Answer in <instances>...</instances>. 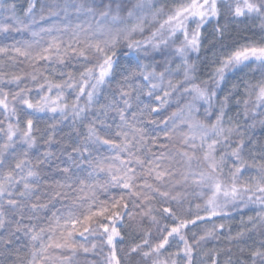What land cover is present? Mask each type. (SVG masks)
Instances as JSON below:
<instances>
[{
    "label": "snow or ice",
    "instance_id": "1",
    "mask_svg": "<svg viewBox=\"0 0 264 264\" xmlns=\"http://www.w3.org/2000/svg\"><path fill=\"white\" fill-rule=\"evenodd\" d=\"M34 7L33 0L24 10V15L20 16L15 3L0 0V32L21 34L31 31L36 26ZM57 7L66 17L71 9L76 14L89 17L91 22L77 23L70 28L66 20L64 31L69 33L70 38L64 41L53 36L46 47L39 46L38 40L0 46V54L12 53L13 60L22 57L33 68L31 72L21 71L20 74L11 75L7 84L15 85L17 89L11 92L4 90L5 78L0 73V113L8 121L6 128L0 127V133L6 138L0 143V170L5 168L9 158L15 161L8 171H0V245L13 258L14 264H76L74 258L78 251L98 255L103 253L100 264H121L117 244H123L124 238L120 229L125 227V216L135 220L134 214L128 211L129 199L133 208L143 205L139 215L149 217L152 223H158L153 211H159L173 223L163 227L156 243L150 242L147 238L150 233L145 231L141 243L130 246L127 251L121 250L124 264H128V257L133 254L149 260L151 264H194L201 244L225 225H214L203 236L193 233L191 242L185 235V229L213 217L227 218L231 215L229 208L236 212L249 205L260 208L256 217H248L252 229H242L235 237H229L230 240L239 241L247 232L254 231L257 220L264 224V163H258L255 159L257 155L264 159V143L251 136H248L247 145L245 143L247 129H255L259 125L264 131V43L249 42L219 55L213 53V67L206 80L197 81L194 75L196 67L188 62L190 53L200 52L204 38L201 30L208 24L215 22L212 34L223 37L227 25L220 26L222 18L258 17L264 31V0H177L167 10L164 6L155 7L152 0H137L127 10L126 17L120 15L119 4L114 11L111 3L105 4L104 0H77ZM101 8L103 10H99ZM49 14H53L51 10ZM40 19L44 20L45 17L41 15ZM129 20L133 23L129 24ZM146 22H157L158 27L145 39H135L136 34H143ZM53 30L61 31L42 29L47 33ZM38 35L32 32L33 37ZM169 47L172 48L171 52L160 51ZM150 52L163 57V63L157 65L163 67V71L157 72L155 66L142 62L155 59ZM122 57L129 66L123 69L121 79L112 89V81L122 67ZM169 57L181 60V65H177V74L183 68L181 80H165L166 74L171 75ZM81 59L86 62L83 70L78 74L60 72L59 75L66 78L59 81L44 75L46 69L36 67L39 61H44L68 68L73 60ZM252 63L259 65L261 79L254 83L243 81L242 95L245 98L242 101L236 99L237 105L243 104L242 114L247 122L241 125L234 122L232 117L226 120L231 90L222 99H218V91L229 73L240 71ZM25 78L34 84L35 98L30 96L32 87L27 83L20 86ZM133 78L143 83L134 87L131 82ZM236 87L233 85V89ZM68 89L73 90L76 96L71 104L63 102L65 90ZM145 89L147 97H154L156 105H145L149 116L159 114L166 105L171 106L170 101L174 94L176 96L178 107L168 118L159 122L150 121L164 126L161 129L164 139L172 141L179 136L181 147L174 155L164 151L153 153V146L167 147L157 145L160 136H149L144 128L136 127V123H130L126 118V110L132 107L133 94L139 100ZM53 91L55 96L52 95ZM105 91H111L112 98L106 104H101L95 113H90L94 102ZM157 91L162 94L155 95ZM81 97L85 98L83 105L80 104ZM121 103L123 107H120ZM19 112L25 114L23 128L20 127ZM48 112L59 113L61 119L57 123L67 120L69 116L73 123L89 121L84 125L85 132L82 135L78 133V142L65 147L63 151L76 168L86 173L89 180H96L102 174L107 177L104 183L86 184L84 179L74 174L72 166L59 169L62 179L53 178L50 185L41 183V173L37 169L53 154L46 151L42 154L44 159H38L33 164L28 159V151L37 143L32 117ZM109 113H115L120 121L116 125L118 131L114 138L102 136L97 127H104L105 133H108L112 127L106 124ZM239 115L241 113L238 112ZM132 120L140 122L136 113H132ZM125 127L133 129L135 135L130 137L128 132L119 130ZM179 127L187 131L177 133ZM233 136L237 137L235 141L232 140ZM45 143L50 144L51 137ZM232 143L236 144L235 148L231 147ZM222 145L224 150L217 156V149ZM102 149L115 155L102 156ZM142 149H146L144 157L138 154ZM246 149L253 157L251 164L243 157ZM17 153L23 158H19ZM176 156H179V161L175 159ZM228 159L233 161L231 165L227 163ZM176 164H180L182 170L175 167ZM82 165L85 167L82 168ZM252 172L255 175L243 178L245 173ZM189 184L198 189L206 188L211 193L203 209L206 215L197 214L191 220L177 215L182 211L179 207L182 196L178 192L173 194L177 186ZM85 187L99 188L105 192L114 188L125 192L127 197L111 196L109 200L101 201L93 192L84 209L83 198L73 195V201L66 210L51 211V208H55L53 201L59 202L69 194L83 193ZM157 199L161 204L159 209L154 207ZM137 200L140 205L136 203ZM174 202L177 205L175 209L164 206ZM46 212L51 215L42 217L41 213ZM20 234L27 237V242L11 251L19 241ZM89 237L92 242L86 246ZM175 240L183 246L169 252L168 249L173 246L170 241ZM259 243V247L239 249L242 253L247 251L246 261L232 260L230 256L220 261V253L214 251L210 256L211 264H264V240ZM105 248L107 252H103ZM89 264L95 262L90 261Z\"/></svg>",
    "mask_w": 264,
    "mask_h": 264
},
{
    "label": "trees",
    "instance_id": "2",
    "mask_svg": "<svg viewBox=\"0 0 264 264\" xmlns=\"http://www.w3.org/2000/svg\"><path fill=\"white\" fill-rule=\"evenodd\" d=\"M11 2L17 5V14L20 16L24 15V10L28 7L30 2L33 0H11ZM77 2V0H34L35 7L33 9V15L35 17L36 26L32 28L31 31H25L21 34L16 33H4L0 32V46H6L13 44L17 41H28V42H35L39 41L42 47L47 46V42L51 40L53 36H57L64 41H67L69 37V33L64 31L65 21L67 20L70 28L74 27L77 23H83L85 21L91 22L89 17L84 16L83 14H76L71 9L68 11L67 17L65 13L60 11L57 5H63L65 3ZM155 7L164 6L165 10L172 7L177 0H152ZM105 4L111 3L113 10L115 11L117 5H120V15L125 16L127 15V10L132 8V6L137 3V0H104ZM49 10L53 13L52 15L49 14ZM99 10H103L102 8ZM154 10V9H153ZM58 13V15H56ZM43 15L45 17L44 20L40 19V16ZM159 19H163L160 17ZM129 24L133 23V21L129 20ZM227 25L225 31L223 32V37L219 34L213 35L212 30L215 26V22L208 24L204 29H202L203 39L201 43V48L199 53H191L189 54L188 62L190 64H194L196 67V71L194 75L197 77V81L199 80H206L208 79V75L210 74V70L213 67V60L214 55L216 53L219 55L220 53L226 52L233 47H239L241 45L247 44L249 42L252 43H264V31H262L260 25L261 20L258 17L254 16H245L240 18H234L229 16L227 19L222 18L220 20V26L223 27ZM87 24H85V27ZM158 27L157 22H146L145 23V30L143 34H136L135 39H145L151 34V31L155 30ZM61 29V31L53 30L51 33H47L42 31V29ZM39 33L38 36L33 37L32 32ZM177 44H179V40H177ZM221 45H225L227 47H221ZM121 48L123 45L120 46ZM38 50V48H37ZM161 52L168 53L172 51V48L169 47L168 49H161ZM151 56H154L155 59H146L142 62L144 64L152 65L156 67V71L160 72L163 71V67L157 66L163 63V57L161 55L156 54L155 52L149 53ZM12 53L9 54H0V73L4 74L5 78V91H16L15 85H8L7 80L10 79L11 75L13 74H20L21 71L23 72H31L33 70L30 63L24 60L22 57H17L15 60L11 59ZM89 59H91V54L89 53ZM170 64H169V73L171 75L166 74L165 80L171 78L174 82L177 80L182 79V72L183 68L179 69V73L177 74V65H181V60L176 57H169ZM85 61L81 60H73L72 66L68 68H63L59 65H56L52 62H44L39 61L36 67L45 70L44 75L50 77L53 81H59L66 77H61L59 75L60 72H67L72 71L73 73L78 74L80 71L83 70V66H85ZM121 69L118 70L116 79L112 81V89L116 88L117 81L121 79V73L123 72L124 68H127L128 62L122 57L121 58ZM132 67L134 68L135 65L133 64ZM55 69V72L53 71ZM139 71V69H136ZM151 70V68H149ZM126 74V73H124ZM261 79V72L259 69V65L252 63L249 64L248 67L243 68L240 71H235L229 73L226 76L225 81L221 85V90L218 91V99H222L225 95H228L231 90L232 98L228 102V108L226 109V120L227 117H232L233 121L236 123H240L241 125L246 124L247 122L244 119L242 114L243 112V104L240 105L236 104V99H240L241 101L245 98L242 93L244 91L243 81H250V82H257ZM42 82V81H41ZM133 86L135 87L136 84H142V80H138L133 78ZM155 82V81H154ZM24 83H27L29 87L33 88V92L30 94L31 97L35 98L36 91L35 86L32 82H30L27 78L23 81L20 85L23 86ZM233 85H236V89H233ZM147 89L144 90V93L140 95L139 100L135 99V93L133 94L132 106L133 108L143 107L145 105H151L155 107L154 97L149 98L146 95ZM160 91H157L155 95H161ZM55 96V91L52 93ZM112 98L111 91L102 92L101 97L97 102H94L92 108L89 110L90 113H95L96 109L99 108L101 104H106L108 100ZM76 99L75 92L71 89L65 90L64 93V101L68 104H71ZM85 102V98L81 97L80 104L83 105ZM171 106H165L160 110L159 114H151L149 116L148 111L147 116L150 121L155 120L159 122L162 119L168 118L173 111H175L178 107L176 102V96L173 95L171 101ZM120 106L123 107L121 103ZM241 113V115L237 116V113ZM18 115L20 116V127L23 128L25 114L23 112H19ZM54 117V118H53ZM91 117H89L90 119ZM203 117H201L202 119ZM34 124H33V134L36 136L37 143L36 145L28 151V159H30L33 164L36 163L38 159H44L43 153L46 151L52 152L58 149L61 145H72L79 140V134H83L85 132V127L89 121L85 120L83 124L80 122L73 123L71 117L67 120H63L62 122L57 123L60 121L59 113H38L36 116L32 117ZM0 127H5L8 121L5 120V116L3 113H0ZM15 123V120L12 121ZM160 124V123H156ZM55 125V127H51ZM154 125V124H153ZM171 126V122H170ZM98 130L104 132V130ZM38 130V131H37ZM187 129L184 127H179L177 129V133L186 132ZM160 136L159 140L157 141V145H166V148H160L158 146H153L152 151L153 153L159 154L160 152L164 151L167 152L169 155H174L176 151L181 147L179 136L177 135L172 141H168ZM248 136L253 137L257 141L264 143V131H261L260 126L257 125L255 129H247V136L245 137V143L247 145ZM51 137V143L46 144L45 141L49 140ZM3 133H0V143L4 142ZM237 139L236 136L232 137V140L235 141ZM232 148L236 147L235 143L231 144ZM224 150V146H220L217 149V156H219L220 152ZM259 152V149L256 150ZM199 155V153H197ZM19 158H23L17 153ZM244 159L249 163H253V157L249 154V150L246 149L243 153ZM175 159L179 161V156H176ZM256 162L264 163V159H261L259 155L256 156ZM11 158L7 160L6 166L4 169L0 171H8L9 168L14 164ZM233 161L228 159L227 163L231 165ZM175 167L181 168L180 164H176ZM40 173L47 175L50 174L51 168L46 165V161L44 164L40 165L37 169ZM182 170V168H181ZM227 171V169H225ZM248 175H255V172L252 173H245L244 179L247 178ZM176 192L183 195L190 208L192 209L191 215L188 217V220L194 219L197 214H205L203 211L204 206L206 204L207 198L211 195V193L205 189H198L195 188L193 185L189 184L187 186H177L175 189ZM201 192L203 195H201ZM139 203L140 201L137 200ZM199 205V209L197 206ZM143 207V205H141ZM255 209V210H250ZM260 211L259 206L249 205L246 208H243L239 212L233 211L229 208V212L231 215L227 218H216V225L224 224L225 227L223 229H217L214 233L212 238L206 239L198 249V253L194 258V264H211L210 256L215 251L220 253L218 259L223 261L227 259L229 256L232 260H248L247 251L244 253L240 252V248L248 249L250 247H259L260 241L264 240V224L257 220L256 228L254 231L247 232L246 235L241 238L239 241L237 240H230L229 237H235L236 233L241 231L242 229H252V224L248 223V217H256L257 212ZM214 218L210 219L209 221L206 220L205 222L198 221L196 226L189 225L187 229H185V235L190 242V236L192 233H195L197 236H203L205 231L210 230L207 229V225H209ZM125 227L121 228V235L124 238L123 244H117L118 255H121V250L126 249L128 250L130 246L135 244L141 243L142 239L145 238L144 235L141 233H137V231L131 228L129 222L126 220L124 221ZM207 224V225H206ZM119 227V225H117ZM87 235V234H86ZM151 243H156L157 240L151 236L147 237ZM82 243L84 241H81ZM92 242V238H88V244L86 246H90ZM172 243V247L168 249L169 252H175L177 247H182L183 245L180 244L178 240L170 241ZM25 243L24 236L20 234L19 241L13 247L11 251H15L16 246H22ZM125 247V248H124ZM147 250L146 248L144 249ZM230 250V251H229ZM108 249L105 248L103 252H107ZM205 253L209 254L208 256ZM103 258V253L99 255L93 252L84 253L83 251H78L76 254V261L78 264H89V262H95V264H100ZM0 264H14L13 258L7 254V250L4 249L2 245H0ZM121 264H124V259L121 257ZM128 264H151L149 260L142 259L141 256L133 254L128 257Z\"/></svg>",
    "mask_w": 264,
    "mask_h": 264
},
{
    "label": "rangeland",
    "instance_id": "3",
    "mask_svg": "<svg viewBox=\"0 0 264 264\" xmlns=\"http://www.w3.org/2000/svg\"><path fill=\"white\" fill-rule=\"evenodd\" d=\"M120 107H122V106H120ZM142 111H143V115H141ZM132 113H136L137 120L140 122H136V121L132 120ZM125 115H126V118L129 120L130 123H136V127L144 128L146 130V132L149 134V136L162 135L161 129H163L164 126L162 124H154L153 125L150 122V120L148 119L147 112H146L145 108H143V107L133 108V106H132L130 109L126 110ZM113 117H115V119H113ZM119 123H120L119 118L115 116V113H109V118L106 120V124H110L112 126L111 129L106 134L105 128L98 125L99 129L104 130V132H102L101 130L100 131L98 130V131L100 132V134L102 136H106V138H114L115 132L118 131V129L116 128V125ZM169 126H170V124H169ZM119 130H123L125 132H128L130 137L132 135H135L134 130L127 128V127L123 128V129H119ZM77 142H78V139L72 145H75ZM69 145H67V144L61 145L58 149L51 152L53 155L46 160V165L51 168V171H50V174H47V175H44L41 173V178H42L41 183L42 184L47 183L50 185L52 183L53 178L62 179V176L60 174L59 169H62V168L67 167V166H72L74 174L79 175L81 177V179H84L86 181V184H94V183H101L102 184V183H104L105 180L107 179L106 176L101 174L96 178V180H89L87 178V175L85 172L81 171V169L76 168L75 165L72 164V160L69 159V157L63 151V149L65 147H68ZM68 150L69 151L71 150L70 147L68 148ZM145 152H146V149H142L141 152H139L138 154L141 155L142 157H144ZM101 154H102V156H105V157L115 155L114 152L107 151L104 149L101 150ZM77 162H79V161H77ZM81 167L83 168L85 166L82 165ZM93 192L95 193L96 197L101 201H107L110 199L111 196L125 195L127 197V194L125 192L119 191V190L114 189V188H109V190L107 192H105L99 188L89 189L88 187H85L83 193L69 194L68 197H66L62 200H59V202L53 201V203H55V208H51V211H56L57 209H60L61 211L66 210V207L70 206L72 201H73V195H79L83 198L82 202H84V209H86L88 197ZM176 193H177L176 191L173 192V194H176ZM181 196H182V202L180 203L179 207L181 208L182 211L178 212L177 215H180L182 219H188V217L191 215L192 209L190 208V205L188 204L186 198L183 195H181ZM136 203L138 205H140V203L138 201H136ZM160 206H161L160 201H159V199H157L154 202V207L156 209H159ZM164 206L165 207H173L174 209L177 207L175 202L173 204H166ZM50 207H51V205H50ZM84 209H80V210L82 211ZM128 211H130L134 214L135 220H130L128 218V216H125L124 221L126 220L127 222H129L131 228L135 229L137 231V233H141L142 235H144V232L147 231L150 233L149 236L155 238L156 240H158L159 233H160V231H162L163 227L165 225L171 226L173 223L171 219H168L165 216H162L159 213V211H153L152 214L154 216H156L158 223H156V224L152 223V221L149 217L139 215V213L141 211H143V207L140 206L137 208H133L132 203H131V199H129ZM85 214H86V212H85ZM50 215H51L50 212L41 213L42 217H46V216H50ZM199 215L205 216L206 214L203 213V214H199ZM213 218H214V220L209 225L206 224L207 227L209 226L207 229L211 230L213 228V226L217 224L216 217H213ZM25 222H27V221H25ZM41 223L43 224L44 221L42 220ZM205 223H208V222H205ZM192 235H193V233L191 235L189 234L190 242L192 240ZM24 241L27 242V237H24ZM122 250L125 251L126 249H122ZM121 257H122V259H124L123 253H121ZM74 259L76 261V256ZM76 264H78L77 261H76Z\"/></svg>",
    "mask_w": 264,
    "mask_h": 264
}]
</instances>
